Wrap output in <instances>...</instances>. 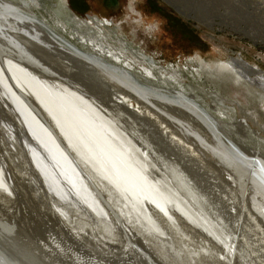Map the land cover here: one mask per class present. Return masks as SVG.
<instances>
[{"label":"bare ground","instance_id":"bare-ground-1","mask_svg":"<svg viewBox=\"0 0 264 264\" xmlns=\"http://www.w3.org/2000/svg\"><path fill=\"white\" fill-rule=\"evenodd\" d=\"M43 2L0 0V96L8 98V108L16 109L28 135L38 142L22 139L49 186L65 200L71 190L64 182L71 183L75 196L98 218L92 224L80 214L69 215L72 211L59 203L27 200L9 184L2 157L0 216L19 225L12 234L0 222V264H26L36 253L54 264H258L256 257L264 251L257 253L252 235L264 232V151L248 144L259 146L260 129L246 118L225 117L221 108L218 120L182 88L172 90L173 79L164 73V84L157 87L148 78L155 76V61L118 38L107 19L82 20L68 3L58 0L51 7L58 22L46 18L43 22L34 12L47 9ZM236 5L242 18L249 16ZM131 62H149L151 69L143 66L148 76L135 74ZM204 63L213 77L230 71L231 89L241 91L248 103L264 105V92L242 74L256 75L264 84V72L257 65L240 57ZM245 111L251 118L259 117L253 110ZM174 125L229 171L228 180L237 187L226 193L229 209L214 200L184 165L182 160H190L196 148L192 140L174 132ZM170 151L181 158H173ZM10 152L5 153L12 168L20 167ZM73 200L69 201H77ZM236 208L238 215L233 214ZM21 209L29 213L26 222L18 221ZM22 226L29 237L20 232ZM51 227H62L74 244L54 235ZM191 229L201 238L189 233Z\"/></svg>","mask_w":264,"mask_h":264},{"label":"rangeland","instance_id":"rangeland-1","mask_svg":"<svg viewBox=\"0 0 264 264\" xmlns=\"http://www.w3.org/2000/svg\"><path fill=\"white\" fill-rule=\"evenodd\" d=\"M43 1L44 6H46L48 10L45 9V7L41 9L36 8L34 9L35 16L40 20L42 19L43 22L46 21L45 18L49 21L55 20L58 22L56 20L57 16H55L51 8L52 5H56L55 3H59L58 0ZM64 1L68 3L77 15H80V17L83 18L82 20H92L94 17H98L102 20L107 19L106 21L111 22L112 26L110 25V28L115 30V34L117 33L118 38L126 41L129 47L139 50L148 58L153 59L155 62L152 63L157 67V71L153 72L155 75L154 77L148 76L147 72L143 71L144 67L151 69L149 62H131L135 66V74L139 76L141 75V78L142 75H145L144 77L148 76L156 86L159 85L157 87L163 86L164 83L161 81H163L164 76L173 79L174 81L172 80V82L170 80V82L168 81L170 85L172 83L170 86L172 90H179L182 88L183 90H180L183 93L193 96L195 101L197 100L201 107L207 109V111L211 113L212 116L214 115L218 118V120L222 119L220 114H218L219 108L227 113V116L225 117L231 118V115H236V118L248 119V123L254 128L258 127L262 133V137L257 138V141L260 143L259 146L254 142L249 143L248 145L250 147L256 145L258 148L261 146V151H264V108H262L264 105L259 104L258 101L257 103H254L256 101L248 103L241 91L231 89V86L229 85L231 84L229 83L230 71L227 73H225V71L223 76L213 77L207 73L206 67H204L205 61L229 60L231 57H240L251 64L257 65L264 72V0H250L249 2H238L240 0H84V3L81 5H75L73 3L75 0ZM236 4H240L244 12L250 13L249 16L242 18L240 10L234 8V5ZM232 11H234V13L231 14L230 12ZM176 19H179V21H176ZM54 22L52 24L49 23L52 25V28L57 30L53 27L55 25ZM49 23L48 27L50 26ZM242 29L247 32L242 31ZM114 43L119 44L118 42ZM231 69L233 70V68ZM131 71L134 72L133 69ZM240 71L242 72V70ZM233 72L235 77H239V73L235 71ZM162 73H164V76H162ZM242 74L248 76L247 78L250 80L249 82H251L253 88L258 89L262 93L264 92V84L259 81L256 75ZM226 75H228L229 78H227ZM217 94H220L221 97ZM0 98L3 97L0 96ZM219 98L223 99L219 100ZM217 99L220 102L222 101L221 104H224V107L220 102L218 103ZM3 100L2 101L6 106L0 99V139H2L0 140V161L2 162V157L6 160V163L3 166L6 168V175L9 184L17 190H20L26 196L27 200L30 199L35 203L46 202L52 206L59 203L61 204V207L63 206V208H68L70 212L72 211L69 215L80 214L94 224L97 221L98 214L92 207H90V205L85 207V204L88 205L86 201H84L85 203L83 204V199L78 195L75 196L76 190L71 183L68 184V182H64L65 188L67 190L70 188L69 190H71V193L68 190L71 194L69 195V199L64 200L60 198L54 189L46 182L40 168L35 165L36 163L33 161L36 156L34 157V155H31L32 153L30 154L28 151L29 149L24 142L25 140L28 142L29 138L31 140L33 136L30 137V135H28L29 129L25 126L23 119L15 114L16 109L11 110L8 108V98L4 97ZM212 103H216V105H213ZM232 107H234L232 109L233 113L230 111V108ZM247 108L251 111L253 110L252 112H255L259 117L256 119L254 117H249L248 114H246L248 111H245ZM21 124H23L24 127L21 126ZM173 128L174 132L176 131L175 133L181 134L183 139L192 140V138L186 136L185 133H181V129L178 125H174ZM24 130L25 132L23 133ZM153 134L156 135L155 132ZM183 134L186 137H184ZM24 136H27V139H25L26 137L24 138ZM31 141L36 142L34 138H32ZM192 142L194 148H196V152L192 154L193 156L190 160H182L185 162L184 165L187 168L192 169L191 172L194 177H196L201 185L210 192L211 196L213 195L212 197L214 200H217L225 209H229L227 205L230 200L228 199V196H226V193L229 194L227 191H229L230 187H236L234 186V183L228 180L229 171L220 166V163L215 156L200 151L198 144L193 140ZM37 143L38 142H36V144ZM24 145H26L27 149L26 147L24 148ZM160 145L161 147L165 146L163 141H160ZM10 146L12 147L10 148ZM13 147H15V149ZM39 147L41 148L42 146L39 145L38 148ZM9 148L12 149L11 152H13L16 157L10 152ZM42 148L39 150L42 151ZM17 150L18 152L16 153L15 151ZM6 151H9L12 156L16 158V164H19L20 167L12 168L13 164L10 161L8 154L5 153ZM45 153L47 156L44 155ZM169 153L173 158H181V155L178 154V152L170 151ZM43 155L46 158L49 157L47 151L45 152V149H43ZM48 159L50 160V158ZM53 165H55V168V162ZM198 165H204L205 167L200 168ZM70 166L73 168L71 164ZM57 168L58 167L55 169L57 170ZM77 168L78 166L75 169ZM80 172L81 171L79 170V173ZM83 177L85 180L87 179L86 176ZM85 182H89L88 179ZM88 184L90 186L92 185L91 183ZM70 185L72 186L69 187ZM72 190L75 193H73ZM72 195V198L74 199L75 197L74 200H77L76 202L71 198ZM70 199L71 201L73 200L74 203L70 202ZM81 202L83 205H81ZM238 202L241 201L238 200ZM69 203H72L76 207ZM76 203L78 205H76ZM19 205L22 206V203ZM79 205L80 207L77 209V206ZM84 208H87V210ZM238 211L239 209L236 208L233 211V214L236 215L235 213L237 212L238 215ZM57 212V214L61 216V211L58 210ZM28 214V211L22 210V212L18 214L20 215V220L18 221L24 222L25 220H29L26 219ZM34 217L37 216L34 215ZM38 221L44 223V220L42 219L41 221L38 219ZM38 225L37 227H42V230L47 228L44 224L38 223ZM51 229L53 230L52 232L54 235H58L61 238L64 236L65 239L71 238H67V233L63 232L62 227H51ZM189 233L197 238H201L198 236L200 234L193 229H191ZM84 239L87 240L88 238L86 237ZM71 240L73 239L71 238ZM71 240L69 239L70 243L74 244ZM263 240V231L256 232L252 235V242L257 253L261 254V252L264 251ZM76 245L78 246V244ZM197 245H193V249H198L199 246ZM256 258V262H259L258 264H264V255H257ZM202 263L204 262L202 261Z\"/></svg>","mask_w":264,"mask_h":264},{"label":"water","instance_id":"water-1","mask_svg":"<svg viewBox=\"0 0 264 264\" xmlns=\"http://www.w3.org/2000/svg\"><path fill=\"white\" fill-rule=\"evenodd\" d=\"M0 222H2L3 224H5L8 227L9 232H11L12 234H16L15 231H16V229H18L19 223L15 219H12V218L7 219V218H4V217L0 216ZM25 230H26L25 226H22L20 232L22 233V231H23V233H24L26 231H29V230H26V231ZM26 233H27L26 236L29 237L28 232H26ZM6 248H7V246H6ZM9 249L11 250V248H9ZM11 252H12V254H14V253L19 254V251L18 252L11 251ZM26 264H54V263L52 262L51 259H49V258L46 259V257H44V256L39 255V254L36 253V255L34 254L29 259V261Z\"/></svg>","mask_w":264,"mask_h":264},{"label":"trees","instance_id":"trees-1","mask_svg":"<svg viewBox=\"0 0 264 264\" xmlns=\"http://www.w3.org/2000/svg\"><path fill=\"white\" fill-rule=\"evenodd\" d=\"M75 5L77 4H79V5H81V4H83L84 3V0H75L74 2H73ZM176 21H179V19H176ZM177 23V22H176Z\"/></svg>","mask_w":264,"mask_h":264}]
</instances>
